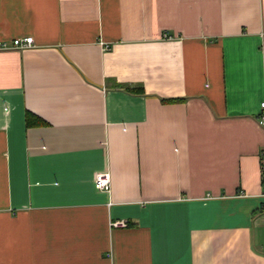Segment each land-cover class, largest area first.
<instances>
[{
    "label": "crops",
    "instance_id": "obj_1",
    "mask_svg": "<svg viewBox=\"0 0 264 264\" xmlns=\"http://www.w3.org/2000/svg\"><path fill=\"white\" fill-rule=\"evenodd\" d=\"M0 42V264H264V0H0Z\"/></svg>",
    "mask_w": 264,
    "mask_h": 264
},
{
    "label": "built area",
    "instance_id": "obj_2",
    "mask_svg": "<svg viewBox=\"0 0 264 264\" xmlns=\"http://www.w3.org/2000/svg\"><path fill=\"white\" fill-rule=\"evenodd\" d=\"M169 37L168 35H164ZM11 45L14 48L17 49H25L27 47H31L33 45V38L31 36H27L23 37V38H14L11 41ZM9 47L7 45V43L5 42H0V49H4ZM261 111L258 114V122L259 124L264 126V101L261 102L260 105ZM261 173H262V188L260 191V195L262 197V203L261 205V209L264 211V151L262 152V158H261ZM94 184L95 187L101 191H109L110 190V175L107 171L105 172H98L95 175V179H94ZM127 223L124 220H114L112 221V225L114 227H118V226H125Z\"/></svg>",
    "mask_w": 264,
    "mask_h": 264
},
{
    "label": "trees",
    "instance_id": "obj_3",
    "mask_svg": "<svg viewBox=\"0 0 264 264\" xmlns=\"http://www.w3.org/2000/svg\"><path fill=\"white\" fill-rule=\"evenodd\" d=\"M171 100H177V99H171ZM30 117H31V115H29V113H27V114H26V117H25V118H26V123H27V124L30 123V120H29Z\"/></svg>",
    "mask_w": 264,
    "mask_h": 264
}]
</instances>
